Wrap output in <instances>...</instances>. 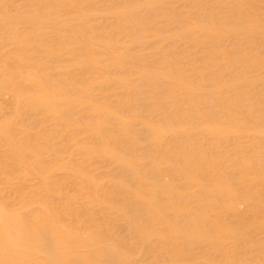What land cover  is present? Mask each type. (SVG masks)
<instances>
[{"label":"bare ground","instance_id":"bare-ground-1","mask_svg":"<svg viewBox=\"0 0 264 264\" xmlns=\"http://www.w3.org/2000/svg\"><path fill=\"white\" fill-rule=\"evenodd\" d=\"M0 264H264V0H0Z\"/></svg>","mask_w":264,"mask_h":264},{"label":"rangeland","instance_id":"rangeland-1","mask_svg":"<svg viewBox=\"0 0 264 264\" xmlns=\"http://www.w3.org/2000/svg\"><path fill=\"white\" fill-rule=\"evenodd\" d=\"M47 127H48V129H49V127H51V125L49 124ZM32 179H33V178H32ZM32 179H30V180L32 181ZM34 180H35V178H34ZM31 181H30V182L24 181V183L21 182V185H17V186H15V187H13V188H12L13 190H12V189H11V190L8 189L9 194H11V191H14V190H15L14 193H16V194H14V196L17 195V193H18V195H19L20 192H18V191H19V190L21 191L23 188H24V189L26 188V190L23 189L24 192H25V191H26V192H29V190L32 189L33 187L30 188V189L27 188V187L34 186L37 180H35V183H34L33 185H32V184L30 185V183H33V182H34V181L31 182ZM26 182H27V183H26ZM38 183H39V181H38ZM38 183H37V185H39ZM23 185H25V187H24ZM28 185H30V186H28ZM37 185L34 186L35 189H36V186H37ZM21 186H22L23 188H22ZM26 186H27V187H26ZM20 187H21V188H20ZM37 187H38V186H37ZM16 188H17V189L19 188V189L16 190ZM9 190H10V191H9ZM23 190H22V191H23ZM32 190H34V189H32ZM16 191H17V192H16ZM30 192H31V190H30ZM12 193H13V192H12ZM21 193H22V192H21ZM11 195H13V194H11ZM18 195H17V198L19 197ZM14 196H12V199L10 200L11 202L14 201V200H13V199H14V198H13ZM15 198H16V196H15Z\"/></svg>","mask_w":264,"mask_h":264}]
</instances>
